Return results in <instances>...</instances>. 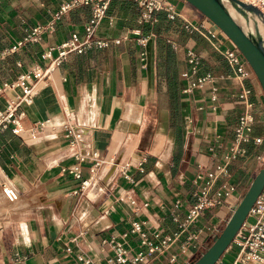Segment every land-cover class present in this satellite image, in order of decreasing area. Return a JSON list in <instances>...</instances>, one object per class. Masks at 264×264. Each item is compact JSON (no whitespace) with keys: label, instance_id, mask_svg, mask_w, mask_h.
Returning a JSON list of instances; mask_svg holds the SVG:
<instances>
[{"label":"crops","instance_id":"crops-1","mask_svg":"<svg viewBox=\"0 0 264 264\" xmlns=\"http://www.w3.org/2000/svg\"><path fill=\"white\" fill-rule=\"evenodd\" d=\"M64 1L0 0V52L34 26L47 24ZM168 1L175 5L174 20L181 22V33L152 29L159 12L153 20L139 23L143 9L135 0H111L95 32L97 38L109 40V46L69 54L47 78L35 83L32 103L22 105L23 133L14 134L10 128L0 133V191L6 181L19 195L10 203L1 193L9 204L0 205V264H83L79 255L103 264L114 252L102 241L120 240L134 220H145L150 232L156 230L161 236L179 230L193 203L196 174L214 169L221 161L243 104L237 98L242 84L230 77L225 59L202 33L186 31L184 19L211 28L220 47L234 45L186 1ZM90 14V5L73 8L38 42L0 57V84L41 64L40 55L49 46L74 32L82 35ZM144 24L150 25L148 32H143ZM139 36L147 37L145 46L137 42ZM117 38L120 42L113 43ZM189 49L201 57L200 73L216 76L215 101L210 98V85L182 92ZM245 68L244 85L250 88L253 102L252 134L263 142L246 144V154L230 164L229 177L216 181L213 191L223 185L234 187L220 206L205 210L162 254H147L137 264H189L212 236L210 227L232 210L264 167V94L248 63ZM18 92L0 93V108ZM67 119L81 133L75 150L85 155L83 162L72 157L74 149L57 128ZM31 131L37 132L36 138ZM92 151L105 160L93 175ZM73 164L81 170L80 179L65 170ZM85 179L91 180L90 186L81 189ZM129 198L140 207L138 212ZM193 232L203 243L193 252H182V243ZM128 242L134 255L140 249L139 239L133 235ZM236 253V247L230 246L216 264H231Z\"/></svg>","mask_w":264,"mask_h":264},{"label":"built area","instance_id":"built-area-1","mask_svg":"<svg viewBox=\"0 0 264 264\" xmlns=\"http://www.w3.org/2000/svg\"><path fill=\"white\" fill-rule=\"evenodd\" d=\"M135 1L143 9L139 16V23L153 20V14L159 11H164L167 18L170 20H174L178 17L175 5L168 0ZM241 1L256 7L264 17V0ZM110 2L111 0L64 1L52 14L51 19L47 24H38L34 26L21 40L15 42L9 48L0 52V57H2L11 52H15L25 43L38 42L41 39L43 32L54 30L56 21L60 19L62 15L81 5L91 6V14L87 23L84 25L82 35L74 32L60 43L49 46L44 49L40 55L41 64H37L25 73L18 75L14 81L3 82L0 84V93L6 90L19 89V92L13 97L8 98L4 107L0 108V133L8 128H10L11 131L17 135H21L23 133L24 130L21 120L24 116V111L22 109V105H30L32 103L35 94V83L41 79L47 78L69 54H82L91 48L101 49L109 46L110 41L97 38L95 36V32L103 18L106 16ZM207 20L210 24L214 25L209 19ZM184 28L190 33L200 32L206 36L210 40L213 48L225 59L231 69L230 77L236 79L240 84H242L241 91L238 93L237 98L239 102L243 104V111L236 120L232 142L221 161L214 169L196 174L194 182L197 185V188L192 194L193 203L188 207L183 221L179 222V230L171 235L161 236L156 230H152V232H150V230L146 227L147 224L145 220H134L131 222L130 227L122 232L120 240L110 238L102 241L103 245L109 246V248L114 252V256L107 258L103 264H137L145 261L147 254H162L180 237L183 232L188 229L190 225L198 221L200 215L205 210L220 206L224 197L234 191V187L232 185H223L215 191H213V188L219 178L229 177L230 164L237 160L240 156L246 154V144L252 143L253 145H260L263 142V138L261 136H254L252 134L254 115L251 109L253 107V102L250 100V88L244 85V80L248 77V72L245 68V65L247 64L246 59L235 46L220 47L216 42H214L213 39L215 38V32L211 28H207L203 23L193 24L184 19ZM147 40V37L144 36H139L137 38V42L141 46H145ZM119 42V38L113 40V43L115 44H118ZM141 55L143 56L144 52L141 53ZM186 59L189 69L182 74V76L187 80L182 92L191 93L195 89H203L205 86L210 85V98L212 101H215L217 98V87L214 84L217 79L216 76H214L211 72L200 73L201 57L194 50H187ZM222 77L226 76L221 75L220 78ZM65 113L69 115L68 108H65ZM40 126L42 127L43 125L40 124ZM57 128L63 133L64 138L68 140L69 146L74 149L72 157H74L77 162L85 161V155L75 150L81 139V133L76 129L75 125L70 122V119H67L66 122L57 126ZM36 134L37 132L35 131L30 132V136L32 138H36ZM90 156L92 158V166L89 168V171L91 172V175H93L97 168L101 167L105 163V160L100 158L98 152L96 151H92ZM258 158L263 159L262 156H259ZM65 170L71 173L76 179L81 178V170L79 169L78 164L68 166ZM5 182L6 181H3L1 184V190L4 196L10 201L15 200L18 196L17 189ZM90 182V179L81 181V189L89 187ZM129 199L135 212H138L140 207L137 206L134 199ZM175 204L176 206H180V200H177ZM143 205L146 206L147 204L144 203ZM249 216L253 218L250 222L247 221ZM248 217L243 222L230 244V246L233 245L237 249L236 256L231 264H264L263 192L256 198L249 211ZM173 219L178 222V218L176 216H174ZM133 235L138 237L140 249L134 255H130L131 247L128 240ZM195 238H197V233L195 232L190 233L187 236V239L181 245L182 252L187 249L189 241ZM65 250L70 252L71 248L66 247ZM78 260L83 264H95L90 258L82 255L78 256Z\"/></svg>","mask_w":264,"mask_h":264},{"label":"water","instance_id":"water-1","mask_svg":"<svg viewBox=\"0 0 264 264\" xmlns=\"http://www.w3.org/2000/svg\"><path fill=\"white\" fill-rule=\"evenodd\" d=\"M201 14L209 19L232 44L240 51L252 68L264 94V43L261 37L247 34L231 17L222 0H185ZM237 8L249 9L264 17L261 12L251 4L241 0H229ZM264 190V167H262L248 189L233 209L228 221L213 243L191 264H216L230 246L234 236L248 217L256 198Z\"/></svg>","mask_w":264,"mask_h":264},{"label":"bare ground","instance_id":"bare-ground-1","mask_svg":"<svg viewBox=\"0 0 264 264\" xmlns=\"http://www.w3.org/2000/svg\"><path fill=\"white\" fill-rule=\"evenodd\" d=\"M222 2L227 8V11L231 17L237 22V24L243 29L245 33L253 34L255 36L261 37L264 40V22L261 20V16L249 9L241 10L233 5L229 0H222ZM1 193L5 200L10 203L15 202L19 197L18 195L15 200L10 201L4 196L2 190Z\"/></svg>","mask_w":264,"mask_h":264},{"label":"rangeland","instance_id":"rangeland-1","mask_svg":"<svg viewBox=\"0 0 264 264\" xmlns=\"http://www.w3.org/2000/svg\"><path fill=\"white\" fill-rule=\"evenodd\" d=\"M185 1V0H184ZM184 1H182V2H184ZM188 3V2H187ZM189 4V3H188ZM190 5V4H189ZM188 5V6H189ZM190 6H192V5H190ZM193 7V6H192ZM194 8V7H193ZM194 10L196 11V12H199L196 8H194ZM221 32V31H220ZM222 33V32H221ZM224 34V33H223ZM225 35V34H224ZM226 36V35H225ZM226 38H227V36H226ZM228 39V38H227ZM229 40V39H228ZM231 42V41H230ZM232 43V42H231ZM254 146H259V145H254ZM263 152V150L261 149V148H257V152ZM100 167H98L97 168V170L99 169ZM97 170L95 171V173L97 172ZM248 189V188H247ZM240 199L241 198H239V201H240ZM238 201V202H239ZM6 204H9V203H6L5 202V200L3 199V197H2V195H1V191H0V205H6ZM236 205H237V203L234 205V207L232 208V210H230L228 213H226L225 214V216L222 218V220L217 224V225H214L213 227H210V229L209 230H211L212 229V236L209 238V240L202 246V247H200V249L198 250V252H197V255L195 254V256H193L192 257V259H190V261H189V264L193 261V259L195 258V257H197V256H199L203 251H205L206 250V248L208 247V245H209V243L214 239V237L217 235V234H219L221 231H222V229L224 228V226H225V224H226V222L228 221V219H229V217H230V215L232 214V211H233V209L236 207ZM205 212V211H204ZM203 215V213L200 215V217ZM199 217V218H200ZM249 218V217H248ZM247 218V219H248ZM203 220V219H202ZM250 220H252V219H250ZM190 227V226H189ZM189 227H188V229H189ZM214 228V229H213ZM191 243L189 244V245H187L188 247H187V249L186 250H188L189 249V252H193V247H198L201 243H203V239H202V237H200V236H198L197 238H195V239H192L191 241H190ZM175 243V242H174ZM173 243V244H174ZM172 246V245H171ZM170 248V247H169ZM188 253V252H187ZM198 259V258H197Z\"/></svg>","mask_w":264,"mask_h":264},{"label":"trees","instance_id":"trees-1","mask_svg":"<svg viewBox=\"0 0 264 264\" xmlns=\"http://www.w3.org/2000/svg\"><path fill=\"white\" fill-rule=\"evenodd\" d=\"M156 20L158 21V24H156L155 26H153V28L152 29H154L155 31H159V33H161V32H166V31H170V30H176V31H179L180 33L181 32H183V28H182V26H181V22L179 21V20H169L168 18H167V16H166V14H165V12L164 11H159V13H157L156 14ZM149 29H151L150 28V25L149 24H144L143 26H142V30H143V32H148L149 31ZM173 85H174V83H173ZM220 234V233H219ZM219 234H217L216 236H218ZM215 236V237H216ZM214 237V238H215ZM213 241H214V239L209 243V245H208V247L213 243ZM207 247V248H208ZM206 248V249H207ZM204 252V251H203ZM202 252V253H203ZM201 253V254H202ZM200 254V255H201ZM199 255V256H200ZM199 256H197V257H195L194 259H193V261L191 262V263H193ZM190 263V264H191Z\"/></svg>","mask_w":264,"mask_h":264}]
</instances>
